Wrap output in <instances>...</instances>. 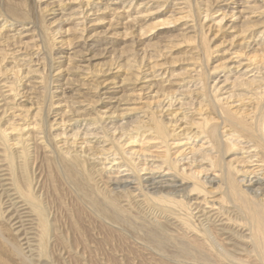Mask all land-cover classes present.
<instances>
[{
    "label": "bare ground",
    "instance_id": "obj_1",
    "mask_svg": "<svg viewBox=\"0 0 264 264\" xmlns=\"http://www.w3.org/2000/svg\"><path fill=\"white\" fill-rule=\"evenodd\" d=\"M225 1L202 7L198 0H0V264H66L73 255L87 264L84 247L67 248L68 232L60 233L53 205L38 194L36 174L46 161L82 206L141 248L167 256L173 242L168 256L177 264H264V0ZM167 3L168 11L153 10ZM166 12L164 21L143 25ZM226 21L237 29L239 49L224 48L223 62L211 66L217 51L208 31ZM169 22L196 41L183 73L172 69L173 58L164 60L163 43L143 68L129 63L138 66L131 74L115 60L100 79L88 71L75 85L56 77L57 63L115 50ZM126 83L134 101L145 93L149 99L123 108L144 119L119 130L110 122L127 99ZM94 92L105 110L91 115L95 99L85 96ZM21 97L28 110L7 117ZM39 149L49 153L39 156Z\"/></svg>",
    "mask_w": 264,
    "mask_h": 264
},
{
    "label": "rangeland",
    "instance_id": "obj_2",
    "mask_svg": "<svg viewBox=\"0 0 264 264\" xmlns=\"http://www.w3.org/2000/svg\"><path fill=\"white\" fill-rule=\"evenodd\" d=\"M50 1H52V0H43V2H44L43 4H46ZM206 1L207 0H198L199 5L202 7H205ZM226 1H228V0H226ZM162 2H164V1H161L160 4H162ZM222 2L224 3V1H221V2H219V4L220 3L222 4ZM160 4H158V5H160ZM215 6H216V4H213L211 6V8H214ZM161 8H165V10L168 11L170 6L167 3L166 5H161L159 8L154 7L153 10H157V9H161ZM134 14H136V13H134ZM219 14H220V12L216 13L214 16L219 15ZM168 15H169V13H167V12L159 14V15H153V17H150V19L148 21L143 22V25L147 26L149 24H153L154 22L164 21L168 17ZM205 24L208 26V25H212L213 22L212 21H206ZM230 24H231L230 21H226V23L224 25L225 28L220 30V31H218V29H216V28H213V29L209 28L210 30L208 32H209V36L211 38L210 45L212 47H215V51H217L213 55V59H211V61H210L211 66H215L216 64H219V63L221 64V62H223L222 60H224V59H221L223 56V53L221 51L224 48L231 46V48L239 49L238 43L241 42V39L238 37L234 38L235 37V31L237 29L235 30V29L230 28ZM66 27H69V26H66ZM100 28H103V26ZM207 30H208V27H207ZM182 32L183 31L180 29V23L174 24V23L169 22L166 25H163L162 28H159L157 30L152 31V35L149 37H145V38L142 37L143 39H141V37L137 35V37L135 36V37L130 38V39L127 38L115 50H112V49H107V50L92 49L88 52L78 54V56H75L74 58H70V59L68 58L66 61H64V63L62 62V63L56 64V66L61 67L60 68L61 73H59L56 77L59 76L61 79L65 78L64 80H66V78L69 80L71 79L72 80L71 82L75 85V84H79L81 81H83V80H81L80 75H82L83 73H85L87 71H88V73L94 74L95 77H99L98 79H100L102 77V75H104L103 77L106 76L105 74L108 70L120 65L121 63H122L121 67L123 66L124 68H123V70H122V68H120V72L122 71L121 73H125V71H127V73L131 74V73H133L132 71H134L138 66L143 68V65L148 63L147 58H148V56L150 57V55L153 51L154 52L158 51L157 53H159L161 51V49H164L166 46H167L166 51L169 50L168 48H170V51L166 52L164 49V52L162 50L160 53H165L167 56L170 55L168 57L166 55H164L165 56L164 60L169 61V62L172 61L171 62V64H173L172 69L175 68L174 69L175 73H180L184 70V68L189 66L190 63L194 62V60H193L194 55H193V53L188 52L187 48L189 46H195V44H196L195 43L196 41H194V38H191V40L193 39V41L190 42V41H188L189 38L187 40V38L185 37L186 41H184L185 38L182 37V35H180V33L182 34ZM175 34H177V35L179 34L178 37L181 36L180 37L181 39L178 38L177 35L175 37ZM169 35H172L175 38L172 40L173 37H170ZM31 37H34L33 39H36V37L34 35H31ZM166 37L167 38L170 37V39L169 38L167 39ZM244 37L245 36L243 35L241 38H244ZM137 38L141 41H139ZM133 39H135L136 41L134 40V42H133L132 41ZM25 40H28L29 42H31L30 36H29V38H26ZM232 40H234V42H232ZM157 41H158V43H157ZM169 41H171V43ZM139 42H142V43H139ZM148 43H150L149 46L147 45ZM160 43H161V45H160ZM163 43H164V46L166 44L167 45L164 47V46H162ZM168 43H170V44H168ZM141 44H142V47H144V48L147 47L146 48L147 52H145V49H141L142 48ZM152 44H154V45L152 46ZM123 45H125V46H123ZM143 45H145V46H143ZM148 47H149V49H148ZM158 47H160V49H158ZM177 47H179V48H177ZM77 49L78 48H75L74 50H77ZM134 52H135V55H134ZM243 52L246 53V50H243ZM189 56H191V58ZM172 58L176 62L175 61L173 62V60H171ZM128 59H130L129 60L130 62L129 61L127 62ZM115 60L117 61L116 66L114 64ZM120 60H122V61H120ZM133 62L137 63L138 66L135 63L133 64L135 66H132L131 64H129V63H133ZM175 63H176V65H174ZM127 66H129L128 68L130 70L128 68H126ZM27 67H28V65H25L23 67L22 71H24L25 68H27ZM132 67H133V69H132ZM33 68H37V67L34 66ZM56 71L57 70H55L54 73H56ZM98 72H100V73H98ZM32 74H34V71H31L28 75H32ZM131 86L132 85L130 83H126V85L124 86V90H125L124 93L126 94L125 98H127L128 100L127 99L124 100L123 101L124 103L122 102L119 105V108H118L119 110H118L116 117H115L116 119L110 122L111 125H113V128L118 127L119 130H121V128L119 126H123V123H127V122H128V124H131V126L132 125L137 126V125L141 124L142 120L144 119L141 116L142 115L141 111L130 112L127 110H123V108L125 109L128 107H135V106L139 107L141 105L144 106L142 101L149 99L148 98L149 96L147 95V93H145V95L142 94V96H141L142 99H140V101L139 100L134 101L133 100L134 93H132L133 90L131 89L132 88ZM171 88L174 89L176 87L172 85ZM67 90H69V89H67ZM97 94H99V93L94 92L92 94L91 93L86 94V96H85L86 99H93V98L95 99V103L92 104L93 105L92 106L93 111H92L91 115L96 113L97 110L98 111L99 110L100 111L105 110V103L102 101H96L97 100ZM25 98L26 97H21V99L18 101V103L21 102L19 107H14L13 109H11L9 111L10 115H8L7 117L12 116L11 115L12 113H25L24 111L28 110L27 108H28L29 103L22 101V100H25ZM14 103H16V102H14ZM75 107L76 106L74 105V108ZM110 113H108V114H110ZM16 119H18V118H16ZM38 119H39V117H38ZM27 120H29V119H27ZM131 126H125V127L132 128L133 126L132 127ZM55 128L52 130V133L53 134H60L61 130L55 129ZM65 136L63 137L62 135H57V141H61L62 139L65 138ZM60 143H62V142H60ZM134 144L137 147L145 145V144H141L139 141L134 143ZM109 147L110 146H106L105 148H109ZM38 151L40 154L39 156L43 155L44 153H47V154L49 153L45 149H39ZM43 158H42V160H43ZM47 163H48V161L45 162L44 168L42 167L43 170L40 171L41 174H36L37 180L40 181V185H41L40 191H38V194H41V196H43L44 201H45V199H47L48 201L47 200L46 201L48 204H51L50 206L53 205L52 206L53 208H51V209L56 214V217H58V218H56V222H57V224H59V222L61 223L60 224L61 225L60 233H62L65 236L66 235L65 232H68L67 235H69V237L67 235L65 237H68V238L64 237L65 241L67 242V243L65 242L66 243L65 245L68 246L67 248L73 249V246H78L75 244H79V243H81V246L84 247V249L86 251V259H87L86 263L87 264H99V263L100 264H177V263H181V262H178L177 260H174L173 257L171 258V256H168L169 255L168 251L170 249L172 250V251H169L170 255H171L174 251L173 249H175L174 248L175 244L173 242L168 243L166 246V248L168 249V251H166L167 253L165 252L167 256H165L164 254L161 255L156 249L151 250V249H145L144 247L141 248L140 244L137 243L136 239H131L128 236L121 234L120 232H116L114 230V228H112V226L98 220L95 216H93V214L91 212H89L87 210V208L82 206V203L79 202V200L75 196V193L69 188V186H67V182L58 175L57 169H54L52 164L47 165ZM33 169L34 168H32V171H33ZM35 170H36V168L34 169V171ZM93 218L95 219V221ZM73 219L75 220V224L72 223ZM88 220H91V222L93 221V223L96 224V226L93 225L92 223H91L92 224L91 225L88 222ZM66 223H68L69 226L66 225ZM62 225H63V227H62ZM86 225L89 227V229H87L88 227ZM90 226H92V228H90ZM64 229L66 231H64ZM111 233H113V234L111 235ZM107 236H108V239H107ZM240 240H243V239H233L232 241L233 242L236 241L235 242L236 244L234 243L235 245L246 246V244H245L246 242L240 241ZM71 245H73V246H71ZM94 248L96 249V251ZM91 251H94V253ZM99 256L101 258L102 257L103 258L101 259V258H99ZM240 256H243V255H240ZM73 257H75V258H73ZM64 259L65 260H62V261H64V262L68 261V262H66V264H75L76 261H77L76 264H79V262L81 263L80 258H78L75 255H73L72 257L69 256V257L64 258ZM96 260H98L99 263Z\"/></svg>",
    "mask_w": 264,
    "mask_h": 264
}]
</instances>
